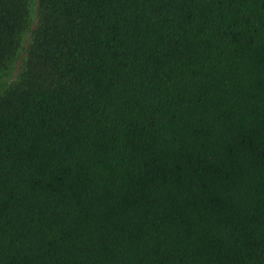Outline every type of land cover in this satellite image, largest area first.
Masks as SVG:
<instances>
[{
	"label": "trees",
	"instance_id": "1",
	"mask_svg": "<svg viewBox=\"0 0 264 264\" xmlns=\"http://www.w3.org/2000/svg\"><path fill=\"white\" fill-rule=\"evenodd\" d=\"M0 264H264V0H0Z\"/></svg>",
	"mask_w": 264,
	"mask_h": 264
},
{
	"label": "rangeland",
	"instance_id": "2",
	"mask_svg": "<svg viewBox=\"0 0 264 264\" xmlns=\"http://www.w3.org/2000/svg\"><path fill=\"white\" fill-rule=\"evenodd\" d=\"M35 21H36V18H33L32 17V20H31V25L29 26V28L23 33V45L26 47L27 43H28V40H29V37H30V33L32 31V29L34 28L35 26Z\"/></svg>",
	"mask_w": 264,
	"mask_h": 264
}]
</instances>
